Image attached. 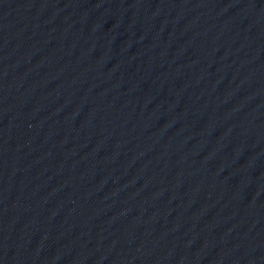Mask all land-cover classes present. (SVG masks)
I'll return each mask as SVG.
<instances>
[{
  "label": "water",
  "instance_id": "obj_1",
  "mask_svg": "<svg viewBox=\"0 0 264 264\" xmlns=\"http://www.w3.org/2000/svg\"><path fill=\"white\" fill-rule=\"evenodd\" d=\"M0 264H264V0H0Z\"/></svg>",
  "mask_w": 264,
  "mask_h": 264
}]
</instances>
